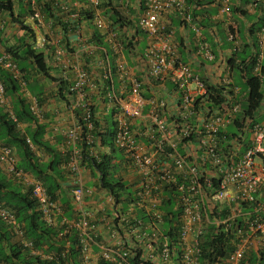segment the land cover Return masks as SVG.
<instances>
[{"label":"crops","instance_id":"1","mask_svg":"<svg viewBox=\"0 0 264 264\" xmlns=\"http://www.w3.org/2000/svg\"><path fill=\"white\" fill-rule=\"evenodd\" d=\"M11 1V14L0 6V54L7 53V50L17 51L18 57L14 62L25 85L22 89L17 86L15 95L19 99L14 101L11 97L8 99L11 104L13 102L17 104L22 100L32 116V122L19 123L17 127L19 132L26 133L35 125L42 126L44 145L65 158L62 166L52 169V172L51 170L46 172L55 179L59 174L56 181L59 187L54 195V201L60 210V215L56 216L57 221L62 217L68 221L78 220L80 216L72 211L70 194L72 177L67 172L66 155L70 147L64 133L77 125L81 113L79 106L83 100L92 105L95 132L92 135L90 148L87 147L83 156L82 168L77 177L84 190L80 209L86 214L89 224L87 236H81L87 247L86 264H98V248L95 245L111 246L115 242L110 229L106 226V223L112 221L115 211L126 213L133 206L132 211L135 216L143 218L148 205V202H144L142 208L133 202V195L135 196L141 177L131 166L130 161L112 145V140L109 141L111 145L108 141L104 144L100 143L102 135L113 127L111 123L117 112L106 98L107 85L111 84L108 86L112 87L116 95L125 96L129 82L132 79L139 82V92L144 103L141 107V117L132 119L130 128L133 133L145 132L142 138H136V144L147 155L153 152L151 143L160 137L146 118L147 112L152 104L163 102L159 118L163 119L167 126L172 127V119L179 110L182 90L172 80L169 71L159 80L148 76L149 66L142 55L147 40L137 26L138 16L143 9V3L140 8L139 0H125L123 5L115 2L119 14L132 24V27L120 31L112 26L106 13L104 14L100 8L93 10L85 0H51L53 7L48 11L49 15L43 14L36 0ZM183 1L185 6H188L185 0ZM206 1L207 4L200 11L205 12L203 18H192L190 8L191 20L187 23L180 19L174 8H169L159 16V22L171 35L169 42L174 46L177 62L187 65L205 87H213L217 90L221 102L229 106L237 104L240 107L245 98L241 77L243 74L240 73V67L244 65H241V62L245 64L250 58H255L258 64L264 61V38L262 42L260 38L264 37L262 31L264 24L260 26L264 19V0ZM34 12H38V20L33 18ZM96 18L104 22L105 29L96 28L94 25ZM57 21L67 27L70 26L71 29L67 28L63 31L56 25ZM24 26L27 29H24ZM203 43L207 46L210 59L205 57L201 49L200 44ZM28 45L36 52L42 53L44 75L36 69L30 58L23 59ZM118 66L122 69L119 70ZM79 69L85 72L87 78L82 96L69 90ZM233 72L236 73L235 76ZM186 88L191 99L198 98L192 83ZM263 120L264 105L256 113V121ZM229 127H231L230 122L224 129L227 133ZM165 137H169L168 141L175 143L179 154L194 153L191 148H184L179 144L173 132ZM30 150L39 163L44 165L49 161L46 152L32 146ZM14 154L18 163L15 150ZM102 157L109 164L106 183L120 182L126 187L124 191L118 193L115 200L113 195L102 187L100 175L90 160L99 161ZM158 158H162L159 162L161 168L168 169L169 174L177 173L170 161L161 156L155 157L156 160ZM38 180L42 182L41 179ZM42 185L45 186L43 182ZM20 186L26 190L22 184ZM160 192L158 199L162 202L167 193ZM154 195L151 193V196ZM164 227L158 225L160 229ZM54 228L59 230V226ZM75 231L71 230L66 239L69 243L72 239L74 247L77 243L76 232L79 233ZM10 242L14 241L10 239ZM76 254L78 259L75 258L74 263L82 264L77 251Z\"/></svg>","mask_w":264,"mask_h":264},{"label":"built area","instance_id":"2","mask_svg":"<svg viewBox=\"0 0 264 264\" xmlns=\"http://www.w3.org/2000/svg\"><path fill=\"white\" fill-rule=\"evenodd\" d=\"M85 1L93 10H99L102 2V0ZM117 3L123 5L125 0H117ZM169 8H174L175 13L184 22L188 23L191 20L190 7L185 6L183 0H144L143 9L137 19V26L147 40L142 55L149 66V78L159 80L169 71L172 80L182 90L177 115L172 122L170 119L172 127L167 126L166 122L159 118L163 102L152 104L146 114V118L160 135L158 140L151 143L152 154H145L136 144V138H142L145 132L133 133L130 128L131 120L141 117V107L144 103L139 92V82L132 79L125 96L116 95L112 87L108 86L111 84L107 85L106 98L117 110L113 119L112 145L130 161L131 166L141 177L135 196L133 195V202L142 208L144 202H148V205L143 218L135 216L132 211L133 206L126 213L115 211L112 221L106 223L115 242L111 246L95 245L98 248V261L107 264H129L128 259L136 258L139 264H198L200 238L212 221L214 225H223L224 229L231 227L235 240L232 251L224 259L217 260V263L248 264L250 252L255 255L258 252L264 253V120L234 135L244 140L245 135L248 136L240 154L238 151L241 150V143L236 141L232 143L234 146L230 143L229 156L219 150L221 146L227 145L225 142L223 144L220 142L223 140L220 132L225 129L239 107L237 104L229 106L224 102L217 106L206 107L209 98L207 87L187 65L177 62L174 46L169 42L171 35L159 22V16ZM33 18L39 19L38 12H34ZM94 25L98 29H105L104 22L98 18L94 20ZM260 38L262 42L264 37ZM200 45L205 57L210 59L206 44ZM118 68L122 69L121 66ZM254 69L255 76H258V65ZM0 70L15 80L20 89L24 87L25 82L8 53L0 54ZM86 79L85 72L82 69L77 70L70 92L82 96ZM190 83L195 86L198 94L196 99H191L188 95L186 87ZM79 107L81 113L77 125L64 133L70 147L66 155L67 172L72 177L70 191L72 211L80 215L78 220L68 221L62 217L57 221L56 216L60 215L57 203L47 195L38 179L16 167L17 160L13 149L2 143H0V170L7 178L22 184L29 191L45 225L59 226L57 238L63 242L62 256L67 254L70 245L66 240L70 231L79 232L75 231L77 234L75 248L77 247L76 251L80 255L82 264H86L87 247L81 236H87L89 224L86 214L80 209L84 190L77 174L82 168L81 162L85 154L83 147L90 148L95 125L90 102L83 100ZM0 109L11 123L16 127L19 126L1 81ZM170 132L177 136L179 144L184 148H191L194 153L179 154L175 143L168 141L169 137H165ZM160 156L170 161L176 174H169L168 169L159 166L162 158L156 160L155 157ZM159 191L161 194L173 193L170 198L174 200V208L170 211L174 214L178 212L177 239L174 244L169 241L167 228H158V225L166 224L163 221L165 214L161 211L166 195L165 199L159 202ZM151 193L157 196H151ZM216 204L224 211L221 220L209 219ZM238 218L241 227L235 224ZM0 220L7 226L11 239L23 250L29 251L32 256L44 258L33 248L31 242L24 238L23 227L15 220L12 212L2 205H0ZM253 243L259 246L250 247Z\"/></svg>","mask_w":264,"mask_h":264},{"label":"trees","instance_id":"3","mask_svg":"<svg viewBox=\"0 0 264 264\" xmlns=\"http://www.w3.org/2000/svg\"><path fill=\"white\" fill-rule=\"evenodd\" d=\"M139 1V6L141 8L143 1ZM11 2V0L0 1L2 9L8 11L9 14H11ZM115 2H117V0H102L99 8L104 12V14L106 13L105 15H107L108 19L112 22V26L119 31L132 27V24L129 21H126L116 10ZM185 2L191 8L190 14L192 18L204 17L205 12L200 11L203 9L202 7L207 4L206 0H185ZM36 3L43 14L49 15L48 11H51L53 7L51 0L48 2L44 0H36ZM86 17L88 16L86 15ZM54 20L56 22V18ZM263 24L264 19L260 23V26ZM56 25L61 27L63 31H66L67 28L71 29L70 26L67 27L61 24L60 21H57ZM134 28L136 29L135 25ZM24 29L27 28L24 26ZM7 53L10 54L13 61H16V58L18 57L16 50L13 52L7 50ZM27 58L32 60L36 69L41 74H45L42 53L36 52L28 45L23 56V59ZM241 65H244L242 68L240 67L241 70H239L240 73L243 74L241 77L243 78L245 98L243 103L240 104V107L238 106L239 110L234 113L230 120L231 128L236 133L240 132L244 128H250L252 124L256 123V113L259 108L264 105V61L263 63L258 64L255 58H250L249 60H246L245 64L244 62H241ZM256 65H258V76H255L253 72V68ZM0 81L3 84L4 92L7 97H11V100L13 101L19 99L16 98L15 95L17 83L2 70H0ZM207 89L209 91V98L206 101V107L219 105L221 103V96L218 91L214 90L213 87H208ZM11 110L18 123L27 124L33 121L27 106H25V103L22 100L17 102V104H14L13 102L11 104ZM80 126L83 129L81 122ZM111 126H113V123H111ZM42 134L43 127L40 125H35L26 133L19 132L15 124L11 123L6 114L0 109V143L15 150L18 158L16 167L24 172L34 175L38 179H41L45 185L44 188L47 195L54 200L55 191L59 187L56 182L59 178V174L55 179L54 176L49 175L46 172L47 170H51L52 172V169L62 166L65 162V158L44 145L42 141ZM112 135L113 127H111L110 131L106 132V134L102 135V137L100 134V143L104 144L105 141H108V144L111 145L109 141L112 140ZM220 137L223 139L220 142L222 144L225 142L227 145H224V147L221 146L219 150L229 156L231 153L229 148L230 143L232 144L235 141L241 143V150L238 151L240 154L243 147H245L247 143L246 141L248 136L245 135V140L241 138L239 139V137H235L230 131L227 133L226 130H223L220 132ZM30 146L46 152L49 157V161L44 165L39 163L31 153ZM84 152H86V147H83V153ZM90 160L95 170L100 175L102 187L113 195L114 200L117 199L118 193L124 191L126 187H124L120 182L106 183L105 178L108 177L109 167L106 159L102 157L99 161H94V159ZM53 175H55V173ZM15 184L18 183L7 178L0 170V205L12 212L15 220L23 227L24 238L30 241L33 248L39 251L44 258L40 256H32L29 254V251L23 250L17 243H11V236L8 232L7 226L0 220V262L3 264H68V261H70L71 264H75V258L78 259L76 254L77 247H74L72 239H70L71 245L68 247L67 254L62 256V241L57 238L59 230L43 223L36 210V203L30 197L29 191L27 189H22L20 184ZM166 193V200L165 202H162L163 206L161 207V211L165 214L163 216V221L166 223V234L170 243L174 244L177 239L176 227L178 222L176 221V216L178 212L174 214L170 211L174 208V200L170 198L173 193ZM219 208L220 207L217 204L214 205L209 219H223L224 211L221 208L218 211ZM244 209L247 210V208ZM235 222V224L239 227L242 226L239 218L235 220ZM200 240V255L198 257V264H223L221 262L217 263V260L224 259L229 252L232 251L233 243L235 241L231 227L224 229L223 225H214L212 221L204 230ZM128 261L129 264H139L136 258L128 259ZM98 264L107 263L99 261ZM248 264H264V253L258 252L257 255H255L250 252L248 254Z\"/></svg>","mask_w":264,"mask_h":264},{"label":"rangeland","instance_id":"4","mask_svg":"<svg viewBox=\"0 0 264 264\" xmlns=\"http://www.w3.org/2000/svg\"><path fill=\"white\" fill-rule=\"evenodd\" d=\"M233 73H234L233 75L235 76L236 73H235V72H233ZM1 110H2V109H1ZM228 130H229L231 133L236 134L235 131H234L231 127H229ZM257 246H259V245H256V244H254V243H253L252 245H250V247H257Z\"/></svg>","mask_w":264,"mask_h":264},{"label":"clouds","instance_id":"5","mask_svg":"<svg viewBox=\"0 0 264 264\" xmlns=\"http://www.w3.org/2000/svg\"><path fill=\"white\" fill-rule=\"evenodd\" d=\"M13 243H15V242H13Z\"/></svg>","mask_w":264,"mask_h":264}]
</instances>
